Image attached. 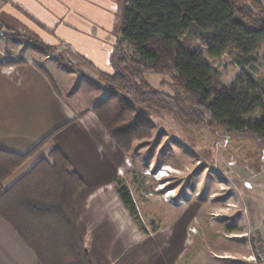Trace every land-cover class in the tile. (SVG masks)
<instances>
[{
    "label": "crops",
    "instance_id": "crops-1",
    "mask_svg": "<svg viewBox=\"0 0 264 264\" xmlns=\"http://www.w3.org/2000/svg\"><path fill=\"white\" fill-rule=\"evenodd\" d=\"M99 1L0 0V29L16 34L30 47L19 52L12 39L0 37L8 49L0 54V62H20L0 66V151L23 155L49 136L4 182V187L12 185L41 159H47L49 150L57 147L84 183L75 198L77 229L92 264H252L242 257L249 255L255 245L264 246V199L254 198L252 202L250 194L243 195V199L235 195L233 208L215 219H207V214L201 215L190 204L171 226L152 233L142 231L119 200L115 184L126 168L128 156L110 139L92 112L101 97L89 104L79 96L69 102L50 76V72L56 74L62 88L68 87L69 80L79 78L93 92L101 87L96 72L112 75L117 70L113 48L120 38V23L115 20L113 34L99 28L100 33L92 36L79 33L77 28L85 21V9L105 5ZM59 34L63 39L59 40ZM34 42L52 48L51 53L78 69L67 71L57 62L43 64V52L34 48ZM51 56L44 55V60L51 61ZM84 61L96 70L80 66ZM258 120L254 116L251 121ZM250 180L264 185L263 175ZM247 200L252 204H246ZM232 214L236 220H230ZM197 218L199 223L202 219L213 224H233L222 226V232L201 223L203 228L199 229ZM206 233H222L225 243L205 242ZM0 264H40L1 218Z\"/></svg>",
    "mask_w": 264,
    "mask_h": 264
},
{
    "label": "trees",
    "instance_id": "trees-1",
    "mask_svg": "<svg viewBox=\"0 0 264 264\" xmlns=\"http://www.w3.org/2000/svg\"><path fill=\"white\" fill-rule=\"evenodd\" d=\"M238 1L247 2L124 0L118 43L130 45L133 55L121 56V70L99 75L107 94L92 108L118 148L128 153L135 140L148 138L153 119L162 113L176 114L193 127L209 120L230 134L264 141V99L257 84L241 72L233 84L223 86L212 68L229 49L246 60L264 45V7L259 0ZM188 34L193 36L185 40ZM37 44L35 49L52 52ZM146 72H173L180 97L153 88ZM256 115L260 120L251 121ZM48 138L23 155L0 151V218L40 264H92L77 229L75 198L84 183L59 148H51L47 159L4 187ZM115 190L129 216L137 219L129 189L117 183Z\"/></svg>",
    "mask_w": 264,
    "mask_h": 264
},
{
    "label": "rangeland",
    "instance_id": "rangeland-1",
    "mask_svg": "<svg viewBox=\"0 0 264 264\" xmlns=\"http://www.w3.org/2000/svg\"><path fill=\"white\" fill-rule=\"evenodd\" d=\"M92 1V4H95L99 0ZM99 2L105 5L85 9V21L77 26L79 33L93 36L99 34L101 28L110 34L116 31V21L121 22L122 0H100ZM243 2L247 1L237 0L239 5ZM259 2L264 7V0ZM191 36L193 35L188 34L184 38L188 40ZM57 37L59 40L63 39L60 34ZM2 38L12 39L17 44L19 52L30 48L26 41L17 39L16 34L5 31ZM68 39L71 41V38ZM118 41L113 48L115 62L118 65L117 70L120 69L119 62L122 55L129 58L133 55L130 45L122 42L120 44ZM14 42L9 41L10 44ZM20 43L24 45L21 46ZM117 43L120 46L119 50ZM6 50H8L6 43L1 40L0 54ZM41 55L43 64L57 62L58 66L64 70L78 69L77 65L66 64L64 59L54 52L49 53L50 56L52 55L51 61L44 60L46 54ZM80 66L84 69L96 70L87 61L82 62ZM212 68L216 72L219 84L223 86L233 84L241 72L247 73L257 84L258 92L264 99V45L257 52L246 57V60L234 49H229L218 63L212 65ZM96 74L99 76L105 73L96 72ZM50 76L59 92L69 102L79 96L89 104L98 101L100 97L103 99L107 94L102 79L98 80L101 87L92 92L90 87H86L79 78L75 81L69 80L68 87L62 88L58 83L57 75L50 72ZM173 76V72L144 73L146 82L153 88L176 98L180 97V93L173 84ZM260 118V115L255 116L256 120ZM127 156L126 168L116 184L121 183L129 189L137 209V219L134 222L146 233L171 226L179 212L190 204L191 208L197 209L201 215L207 214L205 215L207 219H215L225 215V210L233 208L236 202L235 195L243 199V195L250 194L249 198L252 202H255L254 198L264 199V185H255L256 183L250 180L255 176H264V141L250 135L230 134L209 120L203 127H193L176 114L162 113L153 119L150 136L135 140ZM251 201L247 200L245 203L252 204ZM216 211L217 214L214 213ZM232 215L234 217L230 220H236V216ZM231 221L227 223L228 226L233 224ZM200 223L205 224L204 227L209 229L213 225L216 230L222 232V226H225L226 221L222 225V223L213 224L201 219ZM200 223L198 220L197 226L202 229ZM262 223L261 229L264 232V219ZM239 226L243 225L240 223ZM197 232L199 233V230ZM204 240L207 243L215 240H218L220 244L225 243L222 233L216 235L206 233Z\"/></svg>",
    "mask_w": 264,
    "mask_h": 264
},
{
    "label": "built area",
    "instance_id": "built-area-1",
    "mask_svg": "<svg viewBox=\"0 0 264 264\" xmlns=\"http://www.w3.org/2000/svg\"><path fill=\"white\" fill-rule=\"evenodd\" d=\"M5 32L0 29V36L3 37ZM243 260L250 262L252 264H264V246L255 245L252 252L242 257Z\"/></svg>",
    "mask_w": 264,
    "mask_h": 264
}]
</instances>
